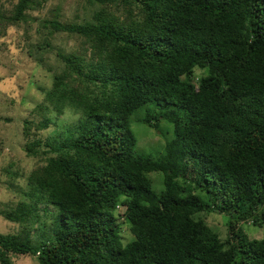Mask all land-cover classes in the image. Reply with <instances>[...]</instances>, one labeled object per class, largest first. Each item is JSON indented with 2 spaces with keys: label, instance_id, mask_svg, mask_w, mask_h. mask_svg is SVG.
<instances>
[{
  "label": "trees",
  "instance_id": "16d2710c",
  "mask_svg": "<svg viewBox=\"0 0 264 264\" xmlns=\"http://www.w3.org/2000/svg\"><path fill=\"white\" fill-rule=\"evenodd\" d=\"M96 1L83 24L50 26L79 31L89 46L111 34L110 3L130 7L103 47L107 70L75 53L84 81L96 73L116 82L59 133L53 171L29 176L28 197L0 211L20 227L0 234V264L10 255L38 264H264V234L242 231H264V0ZM47 2L18 0L0 25ZM46 98L58 111L67 104ZM133 116L161 132L157 155L138 147ZM212 213L225 217V239L208 224Z\"/></svg>",
  "mask_w": 264,
  "mask_h": 264
},
{
  "label": "rangeland",
  "instance_id": "374dc122",
  "mask_svg": "<svg viewBox=\"0 0 264 264\" xmlns=\"http://www.w3.org/2000/svg\"><path fill=\"white\" fill-rule=\"evenodd\" d=\"M17 2L0 0V13L11 14ZM96 2L48 0L45 6L28 10L26 20L8 27L0 25V211L13 209L21 196L29 195L28 178L35 179L42 175L41 172L53 171L54 162L51 161L62 158L56 152V145L62 140L59 133L73 129L81 122L87 105L103 97L108 83L116 82H109L96 73L91 80L84 81L83 75L88 71L79 70L75 53L81 54L80 60L89 62L90 67L93 65L92 71L98 68L107 70L103 47L108 44V36L112 38V33H117L124 21L125 9L130 7L123 11L122 5L110 3V13L114 14L112 21L107 17L111 34L97 39V44L92 40L89 46L83 36L77 34L79 31L70 34L71 31L63 32L50 26L60 23L73 28L83 24L101 8L102 5ZM143 18L138 15L135 19L139 23ZM47 94L60 97L67 104L59 106V112L58 108L49 105ZM67 98L70 102L65 100ZM74 103L76 106H72ZM43 105L49 109L47 114L41 111ZM45 117L51 119V124L46 129L39 128ZM135 118L137 116H133L131 127L137 135L138 147L157 155L165 144L164 137L160 131L134 121ZM153 179L158 186L161 185L158 176ZM120 209L118 207V212ZM207 219L211 228L225 239V217L212 213ZM19 230L17 224L0 214V234ZM242 231L249 239H259L264 234L263 229L249 226L242 227ZM130 237L124 227L123 242ZM10 257V264H38L35 256Z\"/></svg>",
  "mask_w": 264,
  "mask_h": 264
}]
</instances>
